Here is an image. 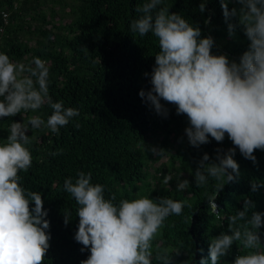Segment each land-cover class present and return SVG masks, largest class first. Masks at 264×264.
Wrapping results in <instances>:
<instances>
[{
  "label": "trees",
  "instance_id": "1",
  "mask_svg": "<svg viewBox=\"0 0 264 264\" xmlns=\"http://www.w3.org/2000/svg\"><path fill=\"white\" fill-rule=\"evenodd\" d=\"M201 2L165 0L162 7L199 25L202 37L213 36V53L239 60L250 44L243 27L238 26L235 35H230L221 0H207L204 12L199 10ZM142 3L0 0V51L25 64L37 56L45 60L53 100L80 111L59 135L43 128L28 130L33 163L19 175L26 190L42 194L48 211L51 239L43 264H82L91 254L90 249L82 251L84 246L75 239L79 205L64 190L65 180L71 177L75 182L80 171L91 172L92 182L103 184L106 197L114 196L117 203L148 196L157 202L167 197L191 205L165 221L153 241V264H160L155 257L165 250L171 264H199L202 257L209 256L211 239L230 231L227 217L243 209L247 199L254 203L249 216L252 211L264 212V187L252 191L253 181H264V150H255L254 162L241 154L227 134L222 142L210 137L209 143L195 147L184 134L190 126L186 114H177V106L164 100L161 102L169 114H158L139 95L141 89L152 88L150 74L160 51L154 35L140 37L130 31L131 21L140 15L135 9ZM233 7L242 5L230 0L229 8ZM231 22L237 23L238 17ZM51 113L45 105L35 112L0 119V143L6 142L14 121L23 122L33 115L46 120ZM153 147L170 155L168 164L154 168L153 162L161 156ZM233 147L240 164L239 178L220 191L214 180L199 187L195 172L204 154L210 157L208 163L218 162L217 153ZM53 152L59 154L53 156ZM166 175L173 177L168 185L162 183ZM178 179H188L191 187L177 191ZM214 197L218 215L211 213L208 203ZM66 213L71 214L67 224ZM259 231L264 240V225ZM248 251L234 242L220 264H232Z\"/></svg>",
  "mask_w": 264,
  "mask_h": 264
},
{
  "label": "clouds",
  "instance_id": "2",
  "mask_svg": "<svg viewBox=\"0 0 264 264\" xmlns=\"http://www.w3.org/2000/svg\"><path fill=\"white\" fill-rule=\"evenodd\" d=\"M164 2L143 0L135 9L139 17L130 23L132 33L140 37L151 33L158 38L160 48L150 74L152 88L141 89L139 95L158 114H169L162 100L175 104L177 114H186L191 145L200 147L209 143L210 137L222 142L227 134L241 154L255 162V150H264V0H238L242 5L239 9H230V0H221L229 34L234 36L237 27H243L250 41L239 60L213 53L214 37H202L199 25L162 7ZM206 5L207 0H202L199 10L204 12ZM233 17H238L237 23L231 22ZM49 75L47 62L38 56L25 64L0 51V119L35 112L45 105L52 109L46 120L33 115L23 122L14 121L6 142L0 143V264H43L50 247V221L42 194L26 190L19 175L33 163L28 130L43 128L59 135L80 111L53 100ZM152 151L164 155L155 147ZM235 152L236 147L218 152V162L211 163L205 153L195 172L196 184L203 187L214 180L220 191L237 180L240 164ZM172 179L166 175L162 183L168 185ZM190 187L188 179H178L177 191ZM262 187L264 181L252 182L253 192ZM64 190L79 205L75 239L84 246L82 251L90 249L91 253L82 264H153V241L165 221L191 207L186 201L167 197L158 202L143 196L117 203L114 196L106 197L103 184L92 182L91 172L84 171L75 182L68 177ZM215 199L208 203L211 213L218 215ZM253 208V201L247 199L243 209L227 217L230 231L211 239L209 256L202 257L199 264H220L234 242L250 251L238 255L232 264H264V240L259 231L264 212L252 211L249 216ZM70 219L71 214L66 213L65 223ZM155 258L160 264H171L166 250Z\"/></svg>",
  "mask_w": 264,
  "mask_h": 264
},
{
  "label": "rangeland",
  "instance_id": "3",
  "mask_svg": "<svg viewBox=\"0 0 264 264\" xmlns=\"http://www.w3.org/2000/svg\"><path fill=\"white\" fill-rule=\"evenodd\" d=\"M59 20H61V19H59ZM33 44H35V43L33 42ZM184 134L187 137V134L186 133H184ZM169 158H170V155L168 153H164V155H162L158 160H156L155 162H153L154 168L156 169V168H159V167H161L163 165L168 164ZM152 172L155 173V170L152 169ZM184 175H187V174H184Z\"/></svg>",
  "mask_w": 264,
  "mask_h": 264
},
{
  "label": "built area",
  "instance_id": "4",
  "mask_svg": "<svg viewBox=\"0 0 264 264\" xmlns=\"http://www.w3.org/2000/svg\"><path fill=\"white\" fill-rule=\"evenodd\" d=\"M4 18L7 20V17H8V13L4 12Z\"/></svg>",
  "mask_w": 264,
  "mask_h": 264
}]
</instances>
